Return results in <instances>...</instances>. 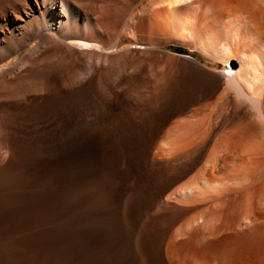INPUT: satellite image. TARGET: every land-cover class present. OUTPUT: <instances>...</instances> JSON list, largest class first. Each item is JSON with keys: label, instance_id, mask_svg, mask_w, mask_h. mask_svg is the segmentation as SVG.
I'll return each mask as SVG.
<instances>
[{"label": "bare ground", "instance_id": "6f19581e", "mask_svg": "<svg viewBox=\"0 0 264 264\" xmlns=\"http://www.w3.org/2000/svg\"><path fill=\"white\" fill-rule=\"evenodd\" d=\"M61 2L0 0V264H264V0Z\"/></svg>", "mask_w": 264, "mask_h": 264}, {"label": "rangeland", "instance_id": "374dc122", "mask_svg": "<svg viewBox=\"0 0 264 264\" xmlns=\"http://www.w3.org/2000/svg\"><path fill=\"white\" fill-rule=\"evenodd\" d=\"M31 1V0H30ZM61 1H63V0H56V3H55V5H54V10H56V12H59V13H64V11L66 10L65 9V6L62 4V2ZM97 1H101V0H97ZM63 5V6H62ZM70 10H71V8H70ZM1 20V19H0ZM1 22V21H0ZM36 43H38V41H35L34 43H32L29 47H27V48H25L24 50H23V53H25V52H27V51H29L30 49H32L34 46H35V44ZM169 47H173V48H180V49H184V48H181V47H177V46H166V47H159V48H157V49H154V51L155 52H158V53H164V52H166L168 49H169ZM86 48L87 49H93V50H96V51H98V52H101V53H108V52H106V51H103L101 48H99V47H96V46H92V47H87L86 46ZM128 49V47H123V49H120V51H126ZM184 50H186V49H184ZM119 51V52H120ZM186 51H188V50H186ZM186 54H188L189 56H190V54L191 53H186ZM190 57H192L193 59L192 60H194V61H196V64H200L201 65V67H203L204 69H207V70H210V71H217V69H216V64L214 63H211L210 61H208L205 57H203L202 55H200V54H198V53H194V55H192V56H190ZM16 60H17V57L16 56H14L11 60H9V61H6V62H4L1 66L2 67H7V66H9V65H11V64H14L15 62H16ZM221 70H222V68H221ZM220 70V71H221ZM233 70H231V72H232Z\"/></svg>", "mask_w": 264, "mask_h": 264}, {"label": "water", "instance_id": "95a60500", "mask_svg": "<svg viewBox=\"0 0 264 264\" xmlns=\"http://www.w3.org/2000/svg\"><path fill=\"white\" fill-rule=\"evenodd\" d=\"M166 52L171 53V54H174V55H178V56H181V57H189V58H192L188 54H180V53H176V52L172 51V47H169V49ZM188 52L189 53H195V52H190V51H188ZM215 67H216L217 71H220L221 68H222V66L220 64H216ZM234 68H235V62L234 61H230L229 64H228V66L225 67L226 70L227 69H234Z\"/></svg>", "mask_w": 264, "mask_h": 264}, {"label": "trees", "instance_id": "16d2710c", "mask_svg": "<svg viewBox=\"0 0 264 264\" xmlns=\"http://www.w3.org/2000/svg\"><path fill=\"white\" fill-rule=\"evenodd\" d=\"M172 51L176 52V53H180V54H186L188 53V51L184 50V49H180V48H173L172 47ZM194 55V53H191L190 56Z\"/></svg>", "mask_w": 264, "mask_h": 264}]
</instances>
